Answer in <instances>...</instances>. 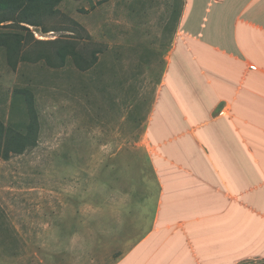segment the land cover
Instances as JSON below:
<instances>
[{
	"label": "crops",
	"instance_id": "obj_1",
	"mask_svg": "<svg viewBox=\"0 0 264 264\" xmlns=\"http://www.w3.org/2000/svg\"><path fill=\"white\" fill-rule=\"evenodd\" d=\"M77 5L86 15L73 17L109 50L89 71L70 58L53 71L87 92L117 207L77 230L100 233L73 243L71 264H264V0ZM12 98L23 108L10 125L25 132ZM73 215L74 230L84 213Z\"/></svg>",
	"mask_w": 264,
	"mask_h": 264
},
{
	"label": "rangeland",
	"instance_id": "obj_2",
	"mask_svg": "<svg viewBox=\"0 0 264 264\" xmlns=\"http://www.w3.org/2000/svg\"><path fill=\"white\" fill-rule=\"evenodd\" d=\"M78 1L65 0L59 6L60 15L46 23L51 32L30 29L36 40L74 38L89 52L101 48L104 51L98 54L97 64L109 45L88 41L86 34L70 23L68 19L77 21L75 14L86 15ZM53 70L44 63H21L14 70L0 48V120L10 125L14 121L12 108H23L20 101L13 102V91L33 86L41 123L36 148L8 160L0 158V264H55L57 252L62 264L78 262L81 251L73 243L88 235L97 239L100 232L77 230L92 220L99 208L117 207L109 198L106 178L110 169L104 167L105 153L95 152L103 143V127L98 123L93 130L88 120L87 92H76L69 78L72 74ZM83 77L85 82L90 79ZM82 144H93L94 149L79 152ZM80 209L84 213L81 225L73 230L69 223L78 218L73 213ZM204 233L208 239L214 234ZM109 236L106 233L103 239Z\"/></svg>",
	"mask_w": 264,
	"mask_h": 264
},
{
	"label": "trees",
	"instance_id": "obj_3",
	"mask_svg": "<svg viewBox=\"0 0 264 264\" xmlns=\"http://www.w3.org/2000/svg\"><path fill=\"white\" fill-rule=\"evenodd\" d=\"M64 0H0V48L14 70L20 63L44 62L47 66L63 68L70 58L80 71L90 70L104 50L88 51L77 39L36 40L30 28H39L42 33L51 32L46 23L60 15L59 6ZM79 31L92 38L77 21L68 19ZM26 32V33H25ZM69 32L74 33L72 29ZM105 48L108 47L105 45ZM13 94L22 100L27 114L25 132L0 120V158L23 155L37 147L40 132L39 113L34 93L27 88L15 89Z\"/></svg>",
	"mask_w": 264,
	"mask_h": 264
}]
</instances>
